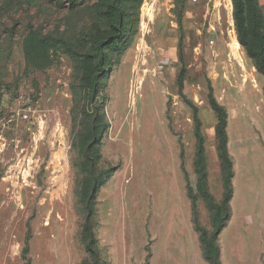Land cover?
Wrapping results in <instances>:
<instances>
[{"label":"rangeland","instance_id":"374dc122","mask_svg":"<svg viewBox=\"0 0 264 264\" xmlns=\"http://www.w3.org/2000/svg\"><path fill=\"white\" fill-rule=\"evenodd\" d=\"M107 1L0 0V264H81L88 256L80 145L94 118L104 173L94 221L104 259L210 264L188 192L201 226L212 230L195 132L199 124L207 184L221 201L216 103L234 165L221 259L264 264V75L240 41L233 0H124L125 48L107 51L92 100L94 62L84 53L115 35ZM254 4L264 34V0ZM48 58L49 67L36 68Z\"/></svg>","mask_w":264,"mask_h":264},{"label":"trees","instance_id":"16d2710c","mask_svg":"<svg viewBox=\"0 0 264 264\" xmlns=\"http://www.w3.org/2000/svg\"><path fill=\"white\" fill-rule=\"evenodd\" d=\"M233 3L234 17L239 31L240 41L246 47L248 54L256 61L259 71L264 75V34L260 32V22L258 20L254 0H233ZM123 5L124 0L107 1V8L104 14L110 29L114 31L115 35L106 40H93L88 50L84 53L85 58L91 59L94 62V71L90 77L89 88L92 100L96 99L101 80L106 72L108 62L107 51H122L125 48V46L121 48L125 17ZM28 45L29 44L26 42L27 48ZM51 64L52 61L49 59L43 66L34 65H36V68L42 69L49 67ZM214 107L220 115L217 134L220 158L223 164L224 194L221 201L215 199L207 184L208 170L205 159L204 136L200 130L199 124L196 125L195 132L198 139L195 159L198 175V189L210 210L212 230H208L201 226L196 205V197L191 195V189L188 194L192 202L193 222L196 231L199 233L203 257L210 264H223L219 235L231 216V200L234 195V165L228 149L226 115L223 108L218 103H216ZM99 122L100 118L91 120L93 129H91V135L89 136L90 141L88 143V141L84 139L80 145L84 157L82 165L84 171H86V177L79 191V201L84 214L80 241L88 254V256L82 260L81 264H109L102 255L99 239L96 235V223L94 221L97 192L104 183V173L98 172V165L102 158L100 148L96 147L99 142ZM222 213L225 215L222 216Z\"/></svg>","mask_w":264,"mask_h":264},{"label":"built area","instance_id":"2783aa9c","mask_svg":"<svg viewBox=\"0 0 264 264\" xmlns=\"http://www.w3.org/2000/svg\"><path fill=\"white\" fill-rule=\"evenodd\" d=\"M198 1V0H195ZM211 2L215 3V4H226L229 0H210Z\"/></svg>","mask_w":264,"mask_h":264},{"label":"bare ground","instance_id":"6f19581e","mask_svg":"<svg viewBox=\"0 0 264 264\" xmlns=\"http://www.w3.org/2000/svg\"><path fill=\"white\" fill-rule=\"evenodd\" d=\"M233 45L236 49H239V42L236 39H234Z\"/></svg>","mask_w":264,"mask_h":264}]
</instances>
